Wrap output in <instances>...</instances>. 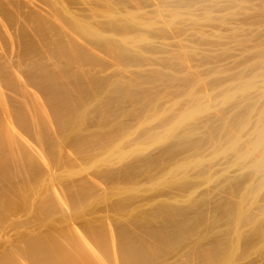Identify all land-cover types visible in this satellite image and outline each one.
I'll return each instance as SVG.
<instances>
[{
  "label": "bare ground",
  "instance_id": "bare-ground-1",
  "mask_svg": "<svg viewBox=\"0 0 264 264\" xmlns=\"http://www.w3.org/2000/svg\"><path fill=\"white\" fill-rule=\"evenodd\" d=\"M0 264H264V0H0Z\"/></svg>",
  "mask_w": 264,
  "mask_h": 264
},
{
  "label": "rangeland",
  "instance_id": "rangeland-1",
  "mask_svg": "<svg viewBox=\"0 0 264 264\" xmlns=\"http://www.w3.org/2000/svg\"><path fill=\"white\" fill-rule=\"evenodd\" d=\"M161 188V187H160ZM147 196H149V197H152V198H157L158 197V195H153V194H148ZM160 198H163V197H158V199H160ZM11 238H9V240H10Z\"/></svg>",
  "mask_w": 264,
  "mask_h": 264
}]
</instances>
